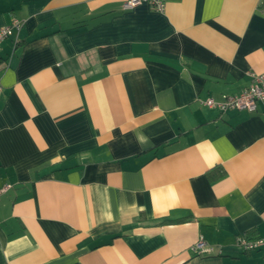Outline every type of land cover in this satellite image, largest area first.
Masks as SVG:
<instances>
[{
  "label": "crops",
  "instance_id": "obj_1",
  "mask_svg": "<svg viewBox=\"0 0 264 264\" xmlns=\"http://www.w3.org/2000/svg\"><path fill=\"white\" fill-rule=\"evenodd\" d=\"M124 1L0 0V264H264V0Z\"/></svg>",
  "mask_w": 264,
  "mask_h": 264
},
{
  "label": "built area",
  "instance_id": "obj_2",
  "mask_svg": "<svg viewBox=\"0 0 264 264\" xmlns=\"http://www.w3.org/2000/svg\"><path fill=\"white\" fill-rule=\"evenodd\" d=\"M169 0H125L123 9L125 11L132 10L144 3L149 4L155 11L163 12L166 3ZM24 23L23 21L14 18L10 25L0 27V47L10 37L12 32H20ZM0 63V73L2 71ZM252 84L244 89L239 95L228 96L222 101H217L214 98H208L203 101V104L209 108L217 109L221 113L230 110L244 111L255 113L258 110L259 104H264V75H252ZM2 91L1 76H0V93ZM10 186L0 187V196L9 190ZM236 247L244 252H252L264 248V236L248 239L244 236H239L236 241ZM194 253L198 255L211 254L212 248L203 236H200L197 242L192 247ZM222 254V251L219 252Z\"/></svg>",
  "mask_w": 264,
  "mask_h": 264
},
{
  "label": "trees",
  "instance_id": "obj_3",
  "mask_svg": "<svg viewBox=\"0 0 264 264\" xmlns=\"http://www.w3.org/2000/svg\"><path fill=\"white\" fill-rule=\"evenodd\" d=\"M182 221H183V220H182ZM165 222H170V221H164V223H165Z\"/></svg>",
  "mask_w": 264,
  "mask_h": 264
}]
</instances>
